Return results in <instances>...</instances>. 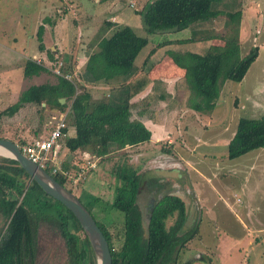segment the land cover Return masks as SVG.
<instances>
[{
    "label": "rangeland",
    "instance_id": "rangeland-1",
    "mask_svg": "<svg viewBox=\"0 0 264 264\" xmlns=\"http://www.w3.org/2000/svg\"><path fill=\"white\" fill-rule=\"evenodd\" d=\"M150 1L0 0V110L14 103L30 85L56 80L57 75L51 71L32 77H24L22 73L26 59L34 56L47 58L46 50L40 52L37 47L36 33L40 24L44 26L45 47H53L55 51L54 60L62 61L63 65L65 62L74 63L76 73H81V79L88 85L93 98L110 93L112 86L119 85L123 80H131L132 84H138L143 79L148 81L146 77L150 79V76L146 69L151 62L146 63L144 72L147 71V74L142 73L141 68L149 51L159 42L172 40L170 45L156 49L153 55L155 59L151 57L153 66H158L149 71V75L154 77L152 84L141 92L145 101L139 105L149 102L145 104L149 113L142 116V121L152 130L151 138L116 151L102 160L95 158L88 150L71 152L65 147L66 139L75 135L72 126H69L68 134L59 140L62 144L60 167L65 163L69 165L70 171L67 170L69 173L65 176L74 194L80 197L85 190L99 198V202L91 206L92 213L104 223L116 247L121 242L123 214L111 208L109 202L115 185V169L123 164L137 170L144 181L137 196L144 229L153 205L168 193L191 197L192 193L201 194L211 189L218 192L223 202L228 203L227 209L220 204L216 208L220 210L218 225L223 224V229L212 228L211 223H206V213L204 215L200 208L196 219L199 231L191 242V246L199 250L198 255L195 258L193 254L178 255L174 264H229L219 260L221 255L215 256L216 260L205 247H210L216 238H236L242 232L245 238H256L258 243L256 251L252 253L253 258L245 263L264 264V147L235 159L227 157V143L233 136L238 120L242 117L258 118L264 113V0H235V4L231 0H222L216 3V8L224 12L240 9L244 24L240 30V55H245L256 45L258 56L241 82H224L211 111H198L190 106V87L179 73V68L172 70L171 66L175 65L170 64L166 50L178 48L201 52L209 44L206 37L224 33L226 16L221 14L182 30L147 33L141 12ZM114 15L120 19L118 24L128 25L137 35L147 37L148 44L135 59L134 74L113 79L111 86L89 82L79 58L97 49L99 39L107 35L104 24L111 19L116 22ZM191 36L199 40L182 44L175 41ZM212 42H217V39ZM125 90L128 91L127 88ZM57 114L27 103L15 113L1 117L0 137L15 142L20 137L25 142L45 137L50 130L45 123ZM158 133L161 137H156ZM88 155L97 161L87 158ZM88 161H94L97 168H90ZM82 168L80 178L73 180V172ZM154 179L157 181L152 188L149 182ZM200 199L207 201L203 196ZM82 201L86 204L85 199ZM3 222L4 217L0 214V234L5 228ZM36 239L33 264H66L64 240L53 225L40 222ZM224 247L220 245L219 249ZM83 264H88V261Z\"/></svg>",
    "mask_w": 264,
    "mask_h": 264
},
{
    "label": "trees",
    "instance_id": "trees-1",
    "mask_svg": "<svg viewBox=\"0 0 264 264\" xmlns=\"http://www.w3.org/2000/svg\"><path fill=\"white\" fill-rule=\"evenodd\" d=\"M221 1L151 0L141 12L147 33L182 30L192 27L194 23L215 19L221 14L226 16L224 33L206 37L209 44L201 52L166 50L170 64L175 65L171 66L172 70L179 68V73L190 87V106L198 111H211L224 82H241L258 56L256 45L245 55H240L241 11L234 9L224 12L217 9L216 3ZM105 24L111 31L99 39L96 50L86 55L83 72L89 82L110 85L115 78L135 73V59L148 44V38L137 35L128 25L109 20ZM43 32L44 26L40 24L36 33L38 50H46L45 59L57 64L53 56L55 51L46 49L44 45ZM215 38L217 42L213 43ZM198 40L191 36L175 41L187 43ZM171 43L170 39L164 40L149 51L141 68L144 74L148 71V81L143 79L138 84H132L131 80H123L119 85L112 86L110 93H104L98 98H93L86 82L81 79V73H76L75 64L65 62L61 70L63 74L72 77L70 80L56 76L53 82L30 85L20 93L14 103L0 110V119L8 113H15L27 103L38 105L42 111L57 113L64 112L69 107L67 124L72 126L75 135L66 139L65 147L71 152L78 149L88 150L95 158L102 160L116 151L144 143L152 134L142 121V116L149 113L145 107L149 102L139 105L145 98L138 95L144 87L152 84L151 79L154 77L149 75V71L158 66H153L151 61L156 49ZM147 62H151V65L144 72ZM49 72L43 65L31 59H26L22 66L24 77ZM61 99L65 101L62 103ZM85 101L87 105L84 104ZM52 123L50 117L45 125L51 128L54 125ZM28 142L20 137L16 144L21 146ZM262 147L264 114L258 118H240L227 143L228 159L238 158ZM61 166L63 170L70 171L66 163ZM45 170L72 191L65 175L61 172L51 173L48 168ZM73 174L76 176V172ZM156 181L157 179L151 180L150 187L154 188ZM143 183L142 175L132 167L120 164L115 169V185L109 205L123 214L121 242L118 247L113 244L104 223L97 220L92 213L91 206L98 203L99 198L85 190L78 196L107 239L112 264H174L178 259V252L198 234V223L185 226V202L175 193L163 195L153 205L144 229L137 204V196L144 186ZM81 198L85 199L91 210ZM0 214L4 217L5 224L4 231L0 234V264L35 262L40 222L53 225L63 238L66 264H83L86 260L88 264H96L89 240L73 213L46 194L17 161L3 156H0Z\"/></svg>",
    "mask_w": 264,
    "mask_h": 264
},
{
    "label": "crops",
    "instance_id": "crops-1",
    "mask_svg": "<svg viewBox=\"0 0 264 264\" xmlns=\"http://www.w3.org/2000/svg\"><path fill=\"white\" fill-rule=\"evenodd\" d=\"M231 1L233 2V4L236 3L235 0H231ZM238 1L240 2V0H238ZM114 16L115 17H113V19L116 18V22L119 23L120 22L119 17L117 15H114ZM111 20H109V21H111ZM241 25L242 26L240 27V30H242L244 28L243 20L241 21ZM104 26H105V31L107 30L106 34H109L111 30L106 26V24H104ZM180 44H182V43H180ZM168 45H170V44H168ZM86 48H87V46H86ZM49 49H51V48H49ZM168 49L173 50L174 48H168ZM174 50H177V51H180V52H184V51L196 52L193 49L180 50V49L176 48ZM153 55L155 56V54H153ZM154 56H152V57L154 58ZM83 57H84V59H82ZM86 59H87L86 55H83L81 58H79V60H81V63L83 65L85 64ZM141 95H142V93H139L138 96L142 97ZM262 114H264V113H262ZM152 135H153V133H152ZM156 137H161V135H159V133H158ZM169 143H172V140H169ZM87 158H90L89 155L87 156ZM91 160H95V158L91 159ZM67 163H69V162H67ZM96 168H97V166L95 167V169ZM95 169H93V170H95ZM175 194L180 196L182 198V200L185 202L186 212H187L186 221H185V226L186 227L187 226L190 227L194 223H197L196 222L197 221L196 220L197 219V214L199 213L200 208H202L204 215L206 213V216H207V217L204 216V220H205L206 223H211L212 228H215V229H223V228H225L223 224H221L220 226L218 225L220 223L219 222V217H220V214H219L220 212L219 211L220 210H218L216 208L218 207V204H220V205H222V207L224 209H227L228 208V203L227 202H223V199L218 194V192H213V190L210 189V190H206L205 192H202L201 194L195 193L193 195V193H192L191 197H190V195L186 196L185 194H181V193H175ZM212 195H214V196L212 197ZM200 196H203L205 198V200H207V201H204V200L200 199ZM189 211H191L190 212L191 214H190V216L188 218L187 216L189 214ZM217 218H218V221L216 220ZM227 223H228V221H227ZM243 228H244V226H243ZM194 239L190 240L187 243V245L178 252L179 256H186V255L188 256V254H190V255L193 254V257L195 258V256L198 255V251L199 250L196 249V247L191 246L192 245L191 242ZM220 245H224L225 247L223 249H219ZM257 245H258V243H257V239L256 238H252V239L245 238V236L243 235V232H242L240 234V236H238L236 238H225V239L216 238V239H214V243H211L210 247H205V250L207 252L210 251L209 253H211L215 259H216L217 255H221L220 258H219V260H221V262L223 261V262H227L229 264H246L245 263L246 261L249 262L250 259L253 258V254L252 253L254 251H256V246ZM261 252H262V250H261ZM191 260H193V259H191ZM182 262H184V261H182ZM252 262H254V261L252 260ZM223 264H225V263H223Z\"/></svg>",
    "mask_w": 264,
    "mask_h": 264
},
{
    "label": "water",
    "instance_id": "water-1",
    "mask_svg": "<svg viewBox=\"0 0 264 264\" xmlns=\"http://www.w3.org/2000/svg\"><path fill=\"white\" fill-rule=\"evenodd\" d=\"M51 50H53V47H51ZM64 101V99H61L62 103ZM84 104L87 105V101ZM0 149L7 152V154L0 153L1 156L17 161L46 194L61 202L73 213L89 240L96 264H112L107 239L78 196L56 181L45 169L25 156L16 142L9 138L0 137ZM190 212L187 216L188 218L191 214Z\"/></svg>",
    "mask_w": 264,
    "mask_h": 264
},
{
    "label": "built area",
    "instance_id": "built-area-1",
    "mask_svg": "<svg viewBox=\"0 0 264 264\" xmlns=\"http://www.w3.org/2000/svg\"><path fill=\"white\" fill-rule=\"evenodd\" d=\"M35 61L39 65H43L49 71L53 72L57 76H63L66 79H71L68 74H63L61 67L63 66L62 61H58L57 64H52L46 59L34 56L33 58H28ZM69 107L57 115L51 117L54 124L45 137H40L33 139L28 143H24L21 146L18 145L20 151L27 156L32 162L36 163L41 168H48L51 173L61 172L63 175L68 176V171L60 167L62 161L61 150L62 144L59 142L60 138L68 134L69 126L67 124ZM66 129V132L63 130ZM65 149V147H64ZM95 161H97L95 159ZM88 166L90 168H95L96 163L94 161H88ZM83 172V168L76 170V178H80Z\"/></svg>",
    "mask_w": 264,
    "mask_h": 264
},
{
    "label": "bare ground",
    "instance_id": "bare-ground-1",
    "mask_svg": "<svg viewBox=\"0 0 264 264\" xmlns=\"http://www.w3.org/2000/svg\"><path fill=\"white\" fill-rule=\"evenodd\" d=\"M0 153L7 154V152H6V151H4V150H2V149H0Z\"/></svg>",
    "mask_w": 264,
    "mask_h": 264
}]
</instances>
